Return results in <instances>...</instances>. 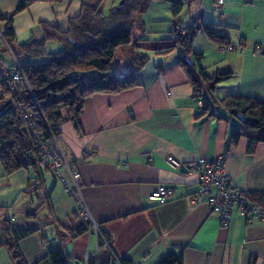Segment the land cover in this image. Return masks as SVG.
<instances>
[{
    "label": "crops",
    "instance_id": "0c3cea01",
    "mask_svg": "<svg viewBox=\"0 0 264 264\" xmlns=\"http://www.w3.org/2000/svg\"><path fill=\"white\" fill-rule=\"evenodd\" d=\"M102 1L27 0L14 13L18 0H0V26L5 27L4 19L11 16L10 28L18 46L41 39V23L64 31L82 3L99 7ZM113 1L110 11L116 5ZM181 1L178 18L170 15L163 25H155V38L139 41L148 60L134 73L135 84L118 93L88 96L79 114V127L69 120L60 125L59 145L80 175L83 202L93 221L110 236V248L100 245L91 231L70 237L82 220L74 213L75 201L66 196L51 171L41 167L32 192L28 180L33 183L35 177L28 170L2 176L0 226L7 218L13 228L30 230L17 243L27 264H51L47 251L57 247L68 256L69 264H83L84 259L102 264L112 251L132 264H156L169 252L181 254L182 264H264V222L234 210L227 228H221L209 205L197 199L195 177L173 172L164 162L169 155L191 162L224 152V171L231 184L252 201L262 197L264 204V142L251 152L244 135L233 142L232 133L239 127L237 116L219 106L206 110L198 106L178 64L182 50L161 52L171 44L169 33L175 25L183 29L205 22L224 43L242 45L241 50L219 52L220 41L202 31L196 35L193 49L201 54L199 64L206 72L232 74L217 84L214 96L263 100L264 0H223L220 15L213 10L216 0ZM255 46L259 52H254ZM7 54L0 49L1 59L9 58ZM1 171L0 165V176ZM48 173L50 182L44 177ZM160 184L172 187L175 195L158 204L148 196ZM17 193L18 214L6 213L3 207L11 204L8 211L13 210ZM0 264H16L3 245Z\"/></svg>",
    "mask_w": 264,
    "mask_h": 264
},
{
    "label": "trees",
    "instance_id": "16d2710c",
    "mask_svg": "<svg viewBox=\"0 0 264 264\" xmlns=\"http://www.w3.org/2000/svg\"><path fill=\"white\" fill-rule=\"evenodd\" d=\"M150 1L125 0L118 10L114 6L108 15L101 12L100 6L82 3L78 15L68 19L66 30L61 31L54 25L41 23L43 37L30 39L18 46L14 45V35L10 28L11 16L4 19L5 39L13 57L21 64L30 88V91L26 87L19 89L15 99L17 103L26 106L32 130L44 136L52 133L58 141L62 122L69 120L76 128L79 127V114L88 96L95 93H118L135 84L134 73L142 69L148 60L145 51H140L137 47L139 50H136L135 54L139 53L140 57L132 56L133 65L122 72L116 71L111 62L121 47L132 46V31L143 30L139 16L145 12ZM157 1L168 2L172 17H179L182 10L181 0ZM26 4L27 1L19 2L14 13L22 10ZM199 31L213 40L223 42L222 37L205 22L193 23L185 27L182 34L176 35L171 44L163 47L161 52L167 54L177 48L182 50L178 64L191 86L193 97L201 100L203 110L215 105L238 116L239 127L238 131H233L232 141H236L239 135H244L248 141L247 151L251 152L257 143L264 142V99L257 100L241 95H228L218 99L214 96L217 84L231 78L232 74H209L199 64L201 54L193 49V41ZM49 40L58 42L61 50L46 53L44 43ZM21 57L45 59L40 62L22 63ZM7 59L11 64V57ZM76 74H82L83 78H77ZM3 98L0 97V102ZM0 165L7 175L20 169H32L35 172V181L32 183L31 179L28 180L30 190L39 179L42 169L39 152L30 137V131L14 108L6 109L0 114ZM261 199L262 197L254 201L264 206ZM74 213L77 214L76 211ZM0 227L3 238L0 245L7 248L16 264H27L17 243L28 235L30 230L13 228L7 218L2 220ZM88 227V224L82 221L69 235L75 238L88 231ZM102 236L104 240L110 241V236L103 231ZM98 240L102 245V239ZM46 257L51 264H69L68 256L59 247L48 250ZM116 258L119 264H132L128 258L118 256L113 251L102 264H118ZM85 264L93 263L86 260ZM156 264H182V256L169 252Z\"/></svg>",
    "mask_w": 264,
    "mask_h": 264
},
{
    "label": "built area",
    "instance_id": "2783aa9c",
    "mask_svg": "<svg viewBox=\"0 0 264 264\" xmlns=\"http://www.w3.org/2000/svg\"><path fill=\"white\" fill-rule=\"evenodd\" d=\"M27 0H18L25 3ZM249 1V0H244ZM223 0H216L213 5L214 12L221 14ZM171 39L175 35L183 33L181 27L175 26ZM5 27L0 26V49L5 48L11 57V64L6 65L0 58V97H4L0 102V114L6 109H16L27 129L30 131V137L35 143L39 156L40 166L53 173L56 180L61 184L62 191L72 198L76 203V213L82 221L88 224V231H91L101 238L103 244L110 248V241L104 240L101 227L93 221L81 197L80 187L81 179L78 171L68 162L65 153L59 145V142L52 133L44 136L32 130L30 114L24 104L17 103L15 95L18 90L26 87L30 91L28 82L22 72L21 64L13 57L12 52L5 39ZM219 52L241 50L242 45L236 46L229 43H218ZM259 46H255L254 52H259ZM198 106H201V100H197ZM226 153H220L213 158H200L191 162H182L169 155L165 157L166 166L173 172L184 175L194 176L197 184V199L204 201L210 207V210L217 216L221 228L226 229L234 210H237L242 216L255 218L264 222V206L250 200L248 194L236 189L231 184V179L224 171ZM147 163L152 162V158H146ZM175 195L174 189L170 186L160 184L148 196L150 201L161 204ZM115 257V256H114ZM116 262L119 264L117 258ZM86 263L84 259L83 264Z\"/></svg>",
    "mask_w": 264,
    "mask_h": 264
},
{
    "label": "rangeland",
    "instance_id": "374dc122",
    "mask_svg": "<svg viewBox=\"0 0 264 264\" xmlns=\"http://www.w3.org/2000/svg\"><path fill=\"white\" fill-rule=\"evenodd\" d=\"M112 1L113 0H103L101 2L100 10L105 15H107V13L110 11ZM114 1L116 2V5L115 6H117L118 3L121 0H114ZM124 2H125V0H124ZM170 15H171V13H170V4L168 2L151 0L148 3V6H147L145 12H143L139 16L140 21L143 23V30H133L132 31V37H131L132 40H133L132 43H131L132 46L121 47L116 52V55H115L114 59L111 62V65L116 68V71L122 72L123 70H125V68H130L133 65L134 60L132 61V58L131 57L132 56L140 57V54L139 53H136L135 54V51L136 50H139L140 47L143 45L139 41H143L142 38H145L146 40H150V39L155 38L156 35H158V33L153 32V30H158L157 28H155V25H159V24L160 25L161 24L163 25V23H165L169 19V16ZM194 21H192V22H194ZM175 26H178V25H175ZM175 26H174L173 30L176 29ZM180 29H182V28H180ZM173 30L169 33V39L171 41L176 36L175 35L171 39V35L173 33ZM182 30H184V28ZM137 40H138V42H136ZM44 50H45L46 53L57 52V51L61 50V45L58 42H56V41L49 40L47 42ZM141 50L144 51L143 49H141ZM7 55L9 56V53ZM44 59H45V57H42V58H30V59L21 57L20 62H22V63L40 62V61H43ZM4 62L6 63V65H9L10 64V60L7 59L6 57H4ZM76 77L81 79V78H83V75L82 74H76ZM1 168H2V166H1ZM23 170H25V169H23ZM28 172H29L30 175L33 174L35 176V172L32 169H28ZM3 175L4 176H8L4 172V170L2 168L1 176H0V186H4L5 187V185L3 184V180H2V176ZM9 175H11V174H9ZM44 177L46 178L47 182H50L51 176H50L49 173H48V175H44ZM14 200L13 201L16 204V206H15V208H13V210L11 209L10 211H8L9 210L8 208L11 207V206H13L11 204L8 207H3V209L5 210L6 213L11 212V211H14V212H16L18 214V193L15 195V199ZM39 213L40 212L38 211V215H39ZM40 217H42V216H40Z\"/></svg>",
    "mask_w": 264,
    "mask_h": 264
},
{
    "label": "water",
    "instance_id": "95a60500",
    "mask_svg": "<svg viewBox=\"0 0 264 264\" xmlns=\"http://www.w3.org/2000/svg\"><path fill=\"white\" fill-rule=\"evenodd\" d=\"M123 3H124V0H121V1L118 3V5L115 7L116 10H118V9L123 5ZM237 117H238V116H237Z\"/></svg>",
    "mask_w": 264,
    "mask_h": 264
}]
</instances>
